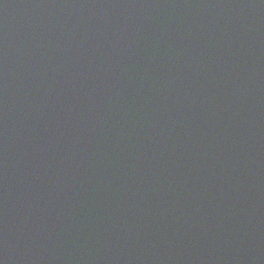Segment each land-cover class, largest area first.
<instances>
[{
  "label": "water",
  "instance_id": "obj_1",
  "mask_svg": "<svg viewBox=\"0 0 264 264\" xmlns=\"http://www.w3.org/2000/svg\"><path fill=\"white\" fill-rule=\"evenodd\" d=\"M0 264H264V0H0Z\"/></svg>",
  "mask_w": 264,
  "mask_h": 264
}]
</instances>
